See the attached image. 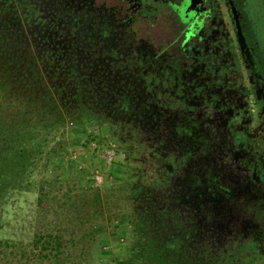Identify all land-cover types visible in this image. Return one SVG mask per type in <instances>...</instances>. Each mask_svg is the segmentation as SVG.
Here are the masks:
<instances>
[{
  "label": "flooded vegetation",
  "instance_id": "obj_1",
  "mask_svg": "<svg viewBox=\"0 0 264 264\" xmlns=\"http://www.w3.org/2000/svg\"><path fill=\"white\" fill-rule=\"evenodd\" d=\"M15 2L118 79L91 110L122 119L162 169L172 239L264 257V0Z\"/></svg>",
  "mask_w": 264,
  "mask_h": 264
},
{
  "label": "rangeland",
  "instance_id": "obj_2",
  "mask_svg": "<svg viewBox=\"0 0 264 264\" xmlns=\"http://www.w3.org/2000/svg\"><path fill=\"white\" fill-rule=\"evenodd\" d=\"M15 1L0 0V74L8 70L15 77L7 115L22 108L28 126H38L23 133L27 144L33 139L34 148L43 147L32 175L15 168L16 160L3 171L12 185L0 188L10 235L29 241L38 229L52 228L79 244L77 237L92 233L87 238L94 253L103 242L119 259L142 239L160 247L176 234L155 196L162 169L122 119L91 110L96 96L105 100L112 92L104 82L118 86V79L108 78L104 62L72 35L27 15ZM41 188L43 208L37 204ZM238 252L234 264H264L260 253Z\"/></svg>",
  "mask_w": 264,
  "mask_h": 264
},
{
  "label": "trees",
  "instance_id": "obj_3",
  "mask_svg": "<svg viewBox=\"0 0 264 264\" xmlns=\"http://www.w3.org/2000/svg\"><path fill=\"white\" fill-rule=\"evenodd\" d=\"M21 6L23 7L22 4ZM28 8L27 11L23 8L27 15L28 10H31L30 7ZM13 77L14 73L8 70L0 74L1 189L12 186L5 182L6 173L3 171L9 169L7 162L16 160L15 168L25 174L32 175L37 164L36 157L42 152L43 147L42 143H39L34 148L33 139H31L32 144H27V137L23 133H34L32 129L38 126H28L29 120L24 118L26 113L22 108L20 110L23 114L19 115V118L16 114L20 113V110L13 113L14 117L7 115L13 108L11 107L12 103L10 104L13 96L10 94L11 88H9ZM2 113L4 115H1ZM31 121H36V119L31 118ZM48 122H51L50 118L41 123ZM43 197V188H41L37 201L39 208L44 207ZM5 216L6 213L0 209V264H234L231 257L225 253L220 254L218 250L214 252L209 246L196 251L191 247L180 246L179 241L172 238L164 242L162 240L160 247L150 238L142 239L131 247L130 255L123 259L115 258L107 253L106 248L104 250L101 247L103 242L99 244L98 251L94 253L88 239L93 236L92 233H85V236L77 237L79 244H75V240L65 237L60 231L46 228L38 229L32 238L26 241L10 235L11 233L8 231L10 222L5 221Z\"/></svg>",
  "mask_w": 264,
  "mask_h": 264
}]
</instances>
